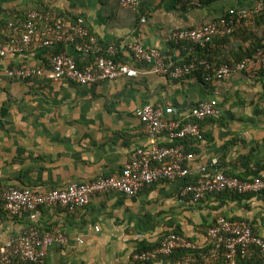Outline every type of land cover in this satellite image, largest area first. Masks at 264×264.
I'll use <instances>...</instances> for the list:
<instances>
[{"label":"crops","instance_id":"crops-1","mask_svg":"<svg viewBox=\"0 0 264 264\" xmlns=\"http://www.w3.org/2000/svg\"><path fill=\"white\" fill-rule=\"evenodd\" d=\"M258 1L208 0L196 8L190 0H139L137 10L131 11L116 0H0V42L8 22L45 11L83 18L102 46L117 47L120 61L131 62L120 45L138 43L158 50L166 61L182 64L196 61L202 53L187 42L175 43L173 32L217 20L230 9H251ZM251 19L241 21L229 38H217L207 48L208 56L219 63L239 62L264 45V26ZM39 38H46L44 31ZM54 48L0 58L1 188L44 192L87 183L99 175L115 176L132 150L151 145L182 144L193 155L186 163L190 175L184 181L151 185L134 197L94 196L74 213L60 207L40 208L33 221L27 213L11 217L0 205L1 243L31 225L41 232L58 227L68 242L51 246L45 264H176L182 253L148 263L135 262L132 256L171 233L189 238L203 252L207 229L219 216L250 223L264 239V194H207L197 203L180 195L185 184L196 182L202 167L244 180L264 175V68L251 64L210 83L195 76L174 81L136 64L137 78L98 85L6 77L7 69H48ZM63 48L77 64L83 62L72 47ZM210 100L217 102L220 115L199 123L200 141L152 139L135 116L143 105L171 107L176 116H184L190 107ZM237 264H264V253L256 250Z\"/></svg>","mask_w":264,"mask_h":264},{"label":"built area","instance_id":"built-area-1","mask_svg":"<svg viewBox=\"0 0 264 264\" xmlns=\"http://www.w3.org/2000/svg\"><path fill=\"white\" fill-rule=\"evenodd\" d=\"M116 1L131 11H136L139 6V0ZM204 1L190 0L191 5L196 8L202 7ZM262 10L261 0L251 9H230L217 20L197 28L173 32L172 39L175 43L188 42L203 48L217 38L231 36L241 21L259 16ZM141 22L145 23L146 20L143 18ZM41 31L45 32L46 38H39ZM1 35L3 42H0V58L59 45L72 47L83 62L92 57L90 63L78 67L72 56L61 52L50 56L48 69L24 67L5 71L6 77L17 80L46 78L51 82L66 80L79 86L98 85L122 78H137L139 72L133 67L136 64L148 66L152 73L174 81L201 71L204 73V81L212 82L242 72L251 64L264 68V47L237 63L215 66L203 58L174 64L166 61L158 50L132 43L120 45L121 49L129 52L131 62L115 60L117 47L102 46L90 33L83 18L44 12L32 11L22 20L8 22L1 30ZM219 115L220 110L215 100L203 101L190 107L184 116H176L171 107L143 105L135 110V116L152 139L165 136L171 142L202 140L199 123L218 118ZM192 159L193 155L187 153L182 144L135 148L131 151L128 162L115 176L99 175L87 183H73L65 189L44 192L0 187V205L9 216L27 213L31 221L36 219L40 208L60 207L74 213L86 207L94 196L119 193L134 197L142 189L157 183L184 181L190 175L186 163ZM222 192L239 196L264 194V175L244 180L218 171L210 173L206 167H202L196 182L185 184L180 195L197 203L207 194ZM136 237L141 238L139 235ZM206 238V249L200 252L202 248L189 238L176 233L167 234L151 249L135 251L132 258L138 263H148L182 253L176 264H214L219 258L223 264H237L239 260L248 259L256 250L264 253V239L245 221L219 216L207 229ZM77 241L81 243L80 239ZM67 242L64 232L58 227L41 232L37 226L31 225L20 235L0 242V264H45L48 249L53 245L64 246Z\"/></svg>","mask_w":264,"mask_h":264},{"label":"trees","instance_id":"trees-1","mask_svg":"<svg viewBox=\"0 0 264 264\" xmlns=\"http://www.w3.org/2000/svg\"><path fill=\"white\" fill-rule=\"evenodd\" d=\"M206 1H208V0H205L204 1V3L206 2ZM262 2H263V10H262V12H261V14L259 15V16H254L252 19H251V22L252 23H254V25H256V26H258V25H263L264 26V0H261ZM45 12V11H44ZM214 21V20H213ZM226 38H229V36H226V37H224V38H218V39H226ZM218 39H215V40H218ZM215 40H213L212 42H210L209 44H207V45H205L203 48H199V47H196V46H193L192 44H190L191 46H193V48L196 50V51H199V52H201L202 54H201V56L198 58V59H206V60H208L209 62H211L212 64H214L215 66H220V65H222V64H234V63H237L238 61H234V62H228V61H223V62H215L214 60H212L209 56H208V54H207V48L215 41ZM188 43V42H187ZM64 46H62V45H59V46H56L53 50H52V54H58V53H60V52H62L63 51V48ZM261 47H264V45H259L255 50H254V52L257 50V49H259V48H261ZM253 52V53H254ZM91 59H92V57H90V58H87L84 62H82V63H79L78 64V67H84L87 63H90L91 62ZM197 59V60H198ZM115 60H119L117 57L115 58ZM241 60H243V59H241ZM120 61V60H119ZM124 62H127V61H124ZM187 62H193V61H187ZM186 63V62H185ZM133 67L135 68V69H137L136 68V65H133ZM191 77H197V79L198 80H200V81H202V82H205L204 81V73L203 72H193L191 75H190ZM189 77V76H188ZM187 78V77H186ZM182 80V79H181ZM206 83H210V82H206ZM175 254H177V253H175ZM222 264H223V262H222Z\"/></svg>","mask_w":264,"mask_h":264}]
</instances>
